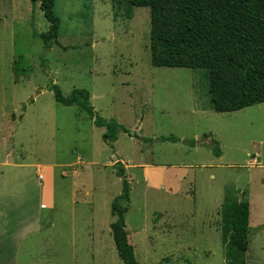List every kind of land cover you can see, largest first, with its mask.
Segmentation results:
<instances>
[{
	"label": "rangeland",
	"instance_id": "1",
	"mask_svg": "<svg viewBox=\"0 0 264 264\" xmlns=\"http://www.w3.org/2000/svg\"><path fill=\"white\" fill-rule=\"evenodd\" d=\"M53 1L58 44L46 50L39 5L0 0L4 147L13 161L54 171L53 208L41 211L43 233L22 244L17 264H123L110 228L122 192L113 166L140 161L185 167L188 176L177 194L148 188L140 175L142 183L125 178V227L139 264H225L220 210L231 201L249 203L245 264H264V103L217 113L206 70L153 67L147 8H132L128 19L124 3ZM52 85L64 97L87 91L95 113L130 135L106 145L104 129L57 103ZM204 139L218 144L219 157L212 144L197 145Z\"/></svg>",
	"mask_w": 264,
	"mask_h": 264
},
{
	"label": "trees",
	"instance_id": "2",
	"mask_svg": "<svg viewBox=\"0 0 264 264\" xmlns=\"http://www.w3.org/2000/svg\"><path fill=\"white\" fill-rule=\"evenodd\" d=\"M39 5L48 23V31L40 34L46 50L58 44L59 19L53 12V0H29ZM132 8H147L150 17L149 49L153 67L206 70L213 111L231 113L264 103V0H111ZM17 63V61H15ZM25 69H21V71ZM49 91L64 107H78L104 129L102 141L112 146L119 132L130 135L116 120H104L91 107L90 95L75 89L64 97L58 86ZM208 138L207 136H205ZM176 143L175 137L162 138ZM187 145L193 147L194 142ZM213 154L220 156L218 144L212 140ZM122 178V192L111 204V224L118 257L123 264H139L128 241L122 204L129 202L130 186L124 169L115 164ZM221 242L225 245V264H245L248 250L249 204L245 201L225 202L220 210Z\"/></svg>",
	"mask_w": 264,
	"mask_h": 264
},
{
	"label": "crops",
	"instance_id": "3",
	"mask_svg": "<svg viewBox=\"0 0 264 264\" xmlns=\"http://www.w3.org/2000/svg\"><path fill=\"white\" fill-rule=\"evenodd\" d=\"M4 128L5 126H0V264H17L22 244L43 233L45 224L42 222L41 211L53 208L54 171L53 168L41 165L13 161L11 153L4 147ZM116 144L118 138L113 145ZM121 163L125 164L124 161ZM126 166L123 169L129 182L142 183L143 180L148 188L163 187L171 194L179 193L181 184L188 176L185 167L151 165L140 161L127 166L133 170V175L129 177L125 172ZM42 174L43 180H39ZM72 174L75 175L76 172L73 171ZM137 175L142 177L141 182ZM262 229L264 224L260 226V230Z\"/></svg>",
	"mask_w": 264,
	"mask_h": 264
},
{
	"label": "water",
	"instance_id": "4",
	"mask_svg": "<svg viewBox=\"0 0 264 264\" xmlns=\"http://www.w3.org/2000/svg\"><path fill=\"white\" fill-rule=\"evenodd\" d=\"M203 143H208V144H212L211 143V140H208V139H204V140H202V141H199V142H197V145H200V144H203Z\"/></svg>",
	"mask_w": 264,
	"mask_h": 264
},
{
	"label": "built area",
	"instance_id": "5",
	"mask_svg": "<svg viewBox=\"0 0 264 264\" xmlns=\"http://www.w3.org/2000/svg\"><path fill=\"white\" fill-rule=\"evenodd\" d=\"M39 180H43V176L42 175L39 176Z\"/></svg>",
	"mask_w": 264,
	"mask_h": 264
}]
</instances>
